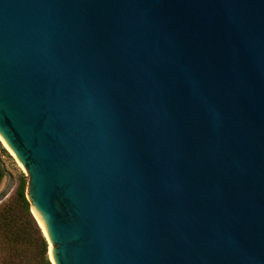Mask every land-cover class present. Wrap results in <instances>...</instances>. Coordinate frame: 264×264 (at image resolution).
Here are the masks:
<instances>
[{
  "label": "water",
  "instance_id": "1",
  "mask_svg": "<svg viewBox=\"0 0 264 264\" xmlns=\"http://www.w3.org/2000/svg\"><path fill=\"white\" fill-rule=\"evenodd\" d=\"M0 143L52 264H264V0H0Z\"/></svg>",
  "mask_w": 264,
  "mask_h": 264
},
{
  "label": "trees",
  "instance_id": "2",
  "mask_svg": "<svg viewBox=\"0 0 264 264\" xmlns=\"http://www.w3.org/2000/svg\"><path fill=\"white\" fill-rule=\"evenodd\" d=\"M6 175L0 150V184ZM15 195L0 209V260L3 264H52L48 240L31 210L28 178L20 174Z\"/></svg>",
  "mask_w": 264,
  "mask_h": 264
},
{
  "label": "rangeland",
  "instance_id": "3",
  "mask_svg": "<svg viewBox=\"0 0 264 264\" xmlns=\"http://www.w3.org/2000/svg\"><path fill=\"white\" fill-rule=\"evenodd\" d=\"M0 150L2 155V161L6 168V175L0 184V209L10 202L15 195V190L19 183L18 179L20 174H25L23 169L18 165V163L13 159V157L8 153V151L0 143ZM0 264L2 260H0Z\"/></svg>",
  "mask_w": 264,
  "mask_h": 264
}]
</instances>
